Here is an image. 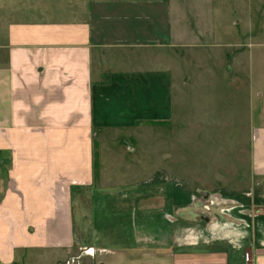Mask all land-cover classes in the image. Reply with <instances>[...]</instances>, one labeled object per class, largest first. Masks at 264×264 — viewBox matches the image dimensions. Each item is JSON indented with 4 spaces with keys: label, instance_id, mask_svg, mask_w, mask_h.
<instances>
[{
    "label": "crops",
    "instance_id": "obj_1",
    "mask_svg": "<svg viewBox=\"0 0 264 264\" xmlns=\"http://www.w3.org/2000/svg\"><path fill=\"white\" fill-rule=\"evenodd\" d=\"M235 2L230 8L228 0H156L154 7L148 0H29L25 16L3 24L0 264H23L19 250H103L75 240L74 205L77 212L88 189L93 195L110 189L112 177L105 175L118 164L115 157L123 156L122 147L134 153L149 128L169 122L173 131L193 128L194 115L183 118V86L189 105L227 83L247 100L243 111L234 95L229 112L239 120L225 116L211 124L209 139L218 140L222 155L208 164L205 178L174 180L203 191L200 207L211 198L220 202L219 228L199 241L195 216L187 238L172 236L171 252L162 249L156 264H241L244 252L264 264V75L238 69L241 61L254 62L251 49L264 44V23L235 18L228 9H259L253 0ZM173 138L172 165L179 167L174 147L181 143ZM211 180L230 191L210 195ZM180 217L175 221H185ZM198 221L216 224L205 214Z\"/></svg>",
    "mask_w": 264,
    "mask_h": 264
},
{
    "label": "rangeland",
    "instance_id": "obj_2",
    "mask_svg": "<svg viewBox=\"0 0 264 264\" xmlns=\"http://www.w3.org/2000/svg\"><path fill=\"white\" fill-rule=\"evenodd\" d=\"M155 1L148 0L149 6L154 7ZM253 1L254 7L257 6L259 9H228L229 13L235 12V18L241 21H248V17H250V21L262 24L264 23V0ZM28 2L29 0H0V34L3 24L7 20L16 17V14L20 17L25 16L23 8L27 7ZM235 5V0H228L230 8H234ZM251 51L255 53L254 62L241 61L242 64L238 69L246 72L254 69V73L264 75V44L252 47ZM209 63L203 65V69H206L207 72L210 71ZM183 64L187 65L188 62ZM213 69L217 70L219 66H214ZM188 73L189 70L186 69L185 76ZM227 85L224 89V86L221 85L220 88L219 84H216V87L219 88H215L209 94L201 90V94L193 97L189 105L187 102L188 87L183 86L185 99L183 101L185 103L183 118L186 120L194 115L191 122L193 128L183 133L182 131L178 132L176 129L179 128L176 126L173 131L170 122L168 126L163 124L158 128H149L144 134L143 140L140 142L138 139V143L135 145L136 151L129 153L122 147L120 152L123 156L118 160L115 157L114 160L118 161V164L113 166V172L104 174L106 178L112 177L109 182L107 178L106 183L110 189L105 187L100 194L96 195H93V190L88 189L80 198L81 203L77 212L75 211L76 205H74L75 240L79 244H84L85 248L96 246L104 251L89 250L88 252L87 249H80L69 253H65V251L58 253L53 250H19V261L23 264H77L78 262L96 264L118 261L133 264H156L158 257L163 254L162 249L171 252L174 246L171 242L172 236L184 240L187 238L188 231L192 230L191 224L195 216L198 227H195L194 230L197 228L199 231L196 233L197 237H199V233L202 236L199 241H202L204 237L209 238L210 235L212 237L220 225L218 213L222 212H220L221 207L217 208L220 202L211 198L204 206L200 207L199 204L203 203L201 196L203 191L194 189L195 183H191V186L187 187L186 184L185 186L176 184L174 180H178L176 178L178 176L181 181H193V177L188 176L198 175L205 178L208 164L213 163L212 159L215 156L222 155V152L219 154L221 144L218 143V140L209 139L211 124L217 120H223L225 116L236 122L240 116L232 115L229 112L235 109L234 95L238 97V101L244 103L243 111L247 100L242 89L238 93L233 90L231 85L228 83ZM240 95L241 97H239ZM204 96H208V99ZM212 106L214 107L212 108ZM209 110L212 113L210 114L212 118L205 115ZM176 117L178 116L176 115ZM189 137L190 139H188ZM172 138L175 141L179 138L181 143L180 145L175 143L176 147H174L175 152L178 153L179 167L172 165V162L176 160L172 151ZM219 159L217 158V160ZM172 166L174 169H179L178 174L173 173ZM98 177L99 173L97 172V176H94L95 186ZM211 178L217 179L215 176L208 175V179ZM203 180L206 181V179ZM227 180L229 185L234 184L231 179ZM210 182L206 183L209 186L206 191L212 196H216L220 192L223 193V191H230L218 189L217 186H214L215 181L211 180ZM175 187L183 189L179 190L180 188L175 189ZM90 194L93 195L95 201L92 211L90 210L89 199L91 200L92 197ZM194 197H196V203L192 200ZM200 214L209 215L216 224L211 227L206 226L198 221ZM178 215L183 216L185 221H175ZM93 217H95V221ZM92 232L95 235L98 233V236H94ZM211 246L213 245L211 244ZM237 252L242 253V250Z\"/></svg>",
    "mask_w": 264,
    "mask_h": 264
},
{
    "label": "trees",
    "instance_id": "obj_3",
    "mask_svg": "<svg viewBox=\"0 0 264 264\" xmlns=\"http://www.w3.org/2000/svg\"><path fill=\"white\" fill-rule=\"evenodd\" d=\"M96 145L94 144V148ZM98 164H97V154L93 152V176H97Z\"/></svg>",
    "mask_w": 264,
    "mask_h": 264
},
{
    "label": "built area",
    "instance_id": "obj_4",
    "mask_svg": "<svg viewBox=\"0 0 264 264\" xmlns=\"http://www.w3.org/2000/svg\"><path fill=\"white\" fill-rule=\"evenodd\" d=\"M241 264H253L249 253L244 252Z\"/></svg>",
    "mask_w": 264,
    "mask_h": 264
}]
</instances>
